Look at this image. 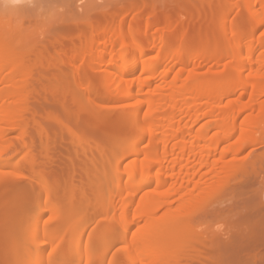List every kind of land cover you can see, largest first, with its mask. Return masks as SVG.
<instances>
[{"label":"bare ground","instance_id":"bare-ground-1","mask_svg":"<svg viewBox=\"0 0 264 264\" xmlns=\"http://www.w3.org/2000/svg\"><path fill=\"white\" fill-rule=\"evenodd\" d=\"M185 1L88 0L81 2V5H79V1H75L76 10L71 9V0L55 2L61 4H56L58 7L67 6L68 11L66 12L64 9L65 12L63 11V15H60L61 21L58 19L60 27L55 26L58 21L51 24V26L55 24L53 30L60 29L56 32L52 31L54 35L50 32L52 40L54 37L64 39L59 36V32L62 29L65 30L63 34L66 36L68 34L66 42L72 50H75L76 43L85 45L83 46L85 50L82 52L78 50L80 53L76 52L79 53L78 55L74 51V58L75 55L79 56L84 60V63L90 66L91 64L93 66L94 63L103 65L101 81H108L110 88L112 87L113 91L116 89V93H121L120 89L126 90L125 96L123 97V93H121L118 100L126 102L128 101L126 99H130V101L135 99L133 103L125 104L123 105L125 107L122 106V108L131 106L133 109L131 114L134 113L137 116L135 118L136 125L132 128L127 126V114L124 113L121 116V121L113 127L114 130H111L112 133L109 134V137L113 134L111 141L115 149L112 148V150H116L115 152L120 153V156L118 159L115 158L117 160V162L115 160L117 179L108 182L114 185L113 197L107 201L102 196L107 191L109 184H102L101 176L105 172L107 173L108 169L106 170V168L112 165L108 163L109 166H107L106 160L104 161L107 152L110 153L109 148L103 146L105 142L99 147L97 153L91 151L92 154L89 153L87 159L83 160L80 156L81 162L78 159V153V155L76 152L74 155L71 153L70 155L73 157L71 156V159L69 155L71 162L68 164L69 168L66 167L68 169L66 174L64 164L63 166L60 164L64 167L62 171L56 167L57 174L54 173L55 171L51 172L56 164L60 167L59 163L65 160L64 154L61 155L62 152L58 153L60 159L58 157L56 162H52L56 160L52 156V163L49 159L45 163L43 160L41 162L33 150H30L29 146L33 145L34 135L30 131L33 135L32 140L27 136L30 130L27 124L29 122H25L26 118H21L20 114L29 107H23V104L31 97L25 94L29 82H24L26 80L21 79V67L25 62L28 64L30 62V78L32 76L30 72L33 69L36 70L37 66L40 67L39 65L45 66L50 63L51 57L43 51L44 54H48H43V56H49V62L46 63L47 59L41 57V53L40 55L36 54L40 48L39 50L34 49L35 44L31 47L27 40L26 43L25 39L20 40L19 36L21 38V35L18 36L12 30H5L4 24L0 22V85H4L1 86L2 89L0 88V169L8 166L2 162L7 149H11L10 145L5 144V136L7 138L6 134L9 133L7 130L12 132L20 129V133L25 130V135H23L26 138L21 136V139H23V146L26 149L30 148L27 152L28 156L25 155L27 159L24 158V161L27 160V167L31 172L27 173L26 170L23 174L21 170L22 173L12 174L18 181L28 180L26 181L30 184L28 190L31 188L32 195L28 194L27 196V186L24 190L22 187L19 188V185L18 190L14 193L20 199H17L16 203L12 202L14 204L12 205L15 206L13 213L8 216V219H6L8 214H3V218H1L0 213V219H2V223L0 221V236L11 249V252L9 250L8 252L14 258L12 264H67V255L63 247L65 243L63 241L66 240L67 234L81 238L89 224L100 215L101 218L105 217L103 220L105 223H102L103 228H101L102 226L97 227L100 231L94 238L89 235L92 238L87 239L88 243L83 250L76 251L71 260L73 264L82 259H86V264H103L109 249L117 245L121 250L123 249L122 256H115L116 258L112 263L110 262L111 264H264V190L258 189H264V187L257 186L259 183L264 186V173L261 170L256 171L257 167L254 168V166L251 170H246L248 166L246 165V167L236 158L248 145L256 142L257 139L255 140L251 134L253 129L255 130L254 134L257 132L254 126L264 125V36L257 38L259 30L264 29V0H239L242 2L236 0L239 9L247 10L255 22L252 31L249 30L250 33L242 29V23L238 17L233 19L236 21H232L230 26L227 24L225 15L227 17L229 11L231 13L230 5L233 7L235 0H227L229 1L226 3L227 6L224 2L223 6L226 7L224 6L218 14L217 26L223 31V41L229 43H227L228 48L231 49H228L229 52H225L227 49L221 50L219 42L213 43L211 47L209 44L208 48L204 47L205 49L201 50H192L193 48L187 45L188 40L191 39L190 27L196 24L197 27H193V29L200 31L206 13L214 12L213 7L216 11L222 4L220 0H197V2L189 3H185ZM74 7L73 9H75ZM194 15L199 16L197 21H194ZM177 27H180L181 32L174 36L173 32ZM228 30L231 32L230 36L227 33ZM51 36L47 39L51 40ZM175 40L181 44L174 45ZM53 42L56 43L55 39ZM53 45L50 46L53 47ZM80 46L77 45V48ZM49 47L41 49L45 50ZM149 52L155 53H152L154 57L152 56L153 58L151 57L150 60L147 57ZM64 54L60 55V58L64 57L61 58V61L65 59V56L67 58V55ZM79 57L75 59L80 60ZM228 59L230 60L227 63ZM42 61L46 64L43 65ZM73 61L75 62V60ZM50 64L44 69L50 68ZM211 66L226 68L217 72L220 67L216 69ZM112 67L125 68V71L121 72L120 79L123 80L121 83H126V85L120 84L119 79L116 82L119 76L109 71ZM205 67L216 69V73L210 70L207 75H202L200 70ZM136 72L140 73L136 79H133ZM78 73L81 74V72ZM79 77L80 75L78 78L76 77L77 80ZM65 79L61 81L64 82ZM156 80L157 82L160 80L159 84L161 83L157 85V88L161 87L160 89H165V91L168 89V92L164 94L160 90L155 94L156 96L153 95L154 92H150V95L145 94L146 88L152 90L155 88L154 81ZM65 82L62 83L63 89L69 87V84ZM79 85L82 86L80 79ZM4 87L10 88V90H6ZM84 87L86 89L87 86ZM88 87L87 90L92 91L93 94L97 91L96 96L100 93L96 84L89 82ZM70 97L73 101L72 96ZM73 98L78 99L76 96ZM102 100L103 98L101 102H103ZM95 102H98L97 99ZM85 104L83 106H88L87 108L91 106ZM66 105V109L72 111L71 107ZM77 105L82 107L81 103ZM21 107L24 110L22 109L19 113ZM144 108L147 109H145L147 112L145 111L144 117H140L141 114L138 113L142 112ZM82 109H79L80 112ZM252 110L254 113L257 111V114L251 113L254 114V117L252 115L251 118L248 114ZM65 111L63 109V116L67 112ZM98 112L95 114L97 115ZM246 112L247 118L245 117ZM129 114L128 116H130ZM92 115L97 118L101 117V114L99 117ZM103 117H106L105 114ZM180 117H186L184 124V118L180 120L178 119ZM56 120L59 119H54L55 124L53 125L50 123L52 129L63 124V122L60 125L57 124L59 122L56 123ZM62 120L66 121L64 118ZM35 122L31 125H34ZM51 122L53 123V121ZM46 125L48 126V124ZM199 125L201 126L199 127ZM32 127L34 128V126ZM39 127L42 128V126ZM51 127H49V131L52 130ZM63 129L62 133H72L70 129ZM43 132L46 133L47 130H43ZM65 133L63 136H66ZM73 133L75 132L73 131ZM50 134L47 136L50 137ZM59 135L60 133L57 137ZM28 138L29 142L26 141ZM53 138L52 140H54ZM35 140L34 143H36ZM171 140H175L176 143L172 144L169 150L167 144ZM143 142H147V145H142V148L140 145ZM17 143V147L20 146V141ZM107 143L105 144L107 145ZM52 144V148L58 144L56 138ZM49 145L50 143L48 148ZM69 145L68 148L66 147L67 151L70 150ZM129 146L131 149L128 150ZM17 147H15L16 152L19 150ZM43 148L48 149L47 147ZM54 149L56 148L54 147ZM21 150L20 148V152ZM115 152L114 154H117ZM96 156L97 158L100 156L99 159L103 158V161L106 162L102 164L103 168L97 174L92 171L91 166L88 168L90 163H94ZM127 157H133V161L130 164L128 162L127 166L122 165L123 168L121 161L123 163ZM227 157L229 159H226ZM82 160L83 163L86 161L84 165ZM47 163H50V169ZM132 170H139V172L131 173L124 181L119 179L122 174ZM261 173H263V181H258L261 178ZM61 188H65L67 191H63L66 198L62 197L64 194ZM13 191L15 190L13 189ZM24 193H26V197L23 195ZM12 196L11 198H13ZM73 199L77 201L75 202L77 211L88 212L89 219L87 218L85 222L72 227L69 222L73 214H70L71 211L68 212V210L74 203ZM111 211L115 213L114 216V213H109ZM13 214H16V219ZM109 214L113 219H118V221L114 219L113 222L119 223L123 230H116L118 233L115 236L117 237L113 236L114 231L109 224L112 220L106 219ZM11 215L15 220H11ZM41 218H47L43 223L42 230L37 226L38 220ZM30 223L33 226L35 224L42 231V237H39V230L36 228L35 231L33 230L32 237L27 240ZM118 226L116 229H120ZM134 228L135 231H133ZM22 232H26V234L23 236ZM34 241L40 242L41 247H49L51 250L49 258H42L40 263H37L34 257L31 260V254L27 253ZM41 247L40 250L43 251L44 248ZM6 248L3 246L1 251ZM27 256L29 257L27 258ZM130 257V263L126 262Z\"/></svg>","mask_w":264,"mask_h":264},{"label":"rangeland","instance_id":"rangeland-1","mask_svg":"<svg viewBox=\"0 0 264 264\" xmlns=\"http://www.w3.org/2000/svg\"><path fill=\"white\" fill-rule=\"evenodd\" d=\"M56 1H59V0H56ZM56 1L55 0H52V2H51V0H0V22H2L4 24V29L7 30V31H11L12 30V31H14V33L18 34V36L21 35L22 36L21 37L22 39L20 38V36H19V39L20 40L25 39V41H24L25 43H26V40H27V43L30 42V43H28V45L30 44L31 47H32V45L35 44L34 46H36V47L35 48L33 47L34 49L39 50V48H40V50L38 52L39 54L38 53H36V54L37 55H40V53H41V57H42L43 54H44V52H47L50 55V57H51L50 60L52 61V64H50L51 63V61H50V63H48L47 65H45L47 62H49L48 61V57L49 56L48 57L47 56H43V57H45L47 59V61L44 60L46 63H44V61H42L44 63V64L43 63L42 64L45 65V66L39 65L41 68L37 66L36 67V70L33 69L34 71L32 70L31 72L32 73L34 72V73L32 74L30 72V75H32V76H30V78H29V69H30L29 65H30V62H29V64L25 62L23 64V66L21 67L22 68L21 79L22 80L25 79L26 81H24V82H27V81L29 82V86H28L25 94H26V96H30L31 99H28L30 102L29 101H26L25 104H27V106H25V104H23L24 106L22 105L23 107H28V106L29 107L26 108V110H24V108L21 107L19 113L22 111V109L24 110L23 111L24 114L22 112L20 114L21 115V118L24 117V119L26 118L24 121L25 122H29V123H27L29 125V127H30L29 133H30V131L33 132L34 139H33V145L31 144L29 146V147H31V149L29 147L26 149L23 146V139H21V136H22V138H26V136H24L25 135L24 134L25 133V130H24V132L22 130L21 133H20V129L19 130L17 129V131L14 129L15 131H12V132L10 130H7V132H9V133L6 134L7 135V138L5 136V144L10 145L11 146L10 148L12 150L11 149H7V151L3 155L2 162H5L6 164H8V166L6 168H1L0 169V211H1L0 213H1V216L3 214L4 215H7L8 214L6 216L7 217L6 219H8V216H10V214L13 213V210H14V207H15V206H13L14 205L13 203H16L15 201L17 199H20V198L16 197L17 195L14 193V192H16V190H18V186L20 185L19 188L22 187L24 190H26V186H27V190H28V187H30V184H28L29 182H26L28 180H20V181H18L16 179V177L13 176V174H18V172H21L22 173V171H23V174H24V172L26 170H27V173H28V171L31 172V170L29 169V167H27V165H28L27 160L24 161L25 160L24 158H26L25 155L28 156V153L27 152H28L29 149L30 150H33L35 152V154L38 156V158L41 159V162H42V160L44 162L45 161L47 162V159H49L50 163L56 162L58 157H59L58 159H60V156H58L59 155L58 153H61L62 152L61 155L64 154V157H65V160H63V161H66V162L64 163L61 160L62 163H59V165L62 164V166H63V164H64V167H65L66 170L61 165H60V167H61L60 168L58 166V164H56V163H55L56 166H54V168H53V165H54V163H53V165L51 164L52 165L51 167L54 170L51 168L52 169L51 172L52 171H55L54 173H56V169H58V170L61 169V171L64 169V171H66L65 172V174H66L67 173V170H68L66 167L69 168V165L68 164H69V162H71V160H69V155L71 153H72V155H74L75 152H76V154L78 153L79 154V155L77 154L78 155V159L81 162L80 156H81V158L83 160H85L89 156V153L90 154H92L94 152L97 153L99 147L101 145H103L104 142L105 143L108 142L107 145L105 143L103 145V146H107V148H109L108 151H110V153L107 152V154H109V155L106 154V156L104 158V161L106 160L107 163L103 161V158H102V160H101V158L99 159L100 156L97 158V156H98L97 155L96 157H94V163H90L89 166H88V168L91 166L92 167L91 169H93L92 171L95 174H97L99 172V170H101L103 168V165L102 164H104V163H106V165L108 163L109 164L111 163V165L114 166V167L111 166L109 168L107 167L106 168V170L108 169L107 170V173L105 172V174L103 176H101V183L104 184V185L105 184L106 185L109 184L107 191L104 193V196H102V197H104L106 199V201L108 199L112 198L113 197V187H114V185L112 183H108V182L111 181V180L117 179L116 178L117 169H116L115 160L118 159V157L120 156V153L115 152L116 150H114L115 148H114V146L112 144V141H111V140H113L112 139L113 134L110 137H109V134L112 133V131L114 130L113 127L117 123H119V121H121L120 120L122 118L121 116H122V114L124 115V113L127 114L126 121L127 120L128 121H127L126 125L129 126V127H131V128L136 125V122H135L136 119L135 118L137 116L134 113L133 114L135 116L133 114H131L132 113V110H133L131 108V106H129L130 108L129 107L128 108H122V106L125 105V104L126 105H129V104L133 103L135 99H132L133 101H130V99H126V100H128L126 102L125 101L122 102V101L118 100L119 99V95H122L121 93H123V95H122L123 97L125 96L124 95L125 94L124 92L126 90L120 89L121 93H116V89H115V91H113V88L112 87H111L112 89L110 88V86L108 84V81H106V82L101 81V78H103L102 77L103 76V73L101 72L103 65H99L97 63H94L93 66H92V64L90 66V65H87V63H84V60H82L79 56L78 57L80 58L81 61L78 60V59H75V58H78L76 55H75V58H74V54L76 52H79L80 53V51L82 52V50H85V47H83L85 45H83V43L82 44L81 43H76L75 44V48L73 47L75 50H72V48L70 47V45H68L67 42H66L67 41V38H68V34L65 33V34H67V36L64 35L63 33H64L65 30L62 29L63 31L61 30V32H59V36H62L64 39H62V38L60 39L59 38L60 39L59 40L58 38H55L54 37V39H55V41L57 43V44L56 43L54 44V42H53L54 39L52 40V36H51L50 32L51 33H52V31H55L56 32L57 30L59 31L60 29H57V30L54 29L53 30L52 28L54 27L55 24H53L52 26H51V24L52 23H56L58 21V19L60 18V15L64 11V9H65L66 12L68 11V7L67 6H64V8L62 6H59L58 7L57 5L59 3L58 4L55 3ZM75 1L76 2L79 1L80 2L79 5H81V2L83 3V2L88 1V0H75ZM75 1H72L71 0V3L72 4L70 6H71V9L72 10H76V8L74 7V6H76V5H74V2ZM186 1H185V3L197 2V0H186ZM229 1H227V0H220V2H221L222 5L219 6L216 9V11H215V7H213L214 8L213 9L214 12H212V11L209 12L208 11L206 13L205 18L203 20V27H202V29L200 31H198V30L195 29L197 27L196 24H195V26H191L190 27V30H191L190 32H192L193 34L191 33V37H190L191 39L189 38L190 40H188L187 45L188 46L190 45V47L193 48L192 50H199V49L201 50L204 47L205 48H208V45L209 44H210V47H211V45H213V43H215V42H219V45L221 47L220 48L221 50L227 49V50H225V52L226 51L229 52L228 49L231 50L227 46L229 44L228 41H223V39H224L223 38L224 37L223 31H221L220 29H218V26H217L218 25V23H217L218 22V14L220 13V11H222V9L226 5V3L229 2ZM237 1H239V0H237ZM182 2H184V0H182ZM224 2H225V5L223 6ZM239 2H242V1H239ZM239 2H237V3H239ZM234 3L236 5V0H235ZM75 4H77V3H75ZM59 5H61V4H59ZM235 5L233 7L230 5V7H231L230 8L231 13L229 11V13L227 14V17L225 15V18H227L226 19L227 24L230 26V24H232L231 22L233 21V19H237V17H238V20L242 23V25H241L242 29H244V31H246V32H248L249 30L252 31V28H253L254 23H255L254 20H253V18H252V16L249 14V12L247 10L244 9L245 11L244 10L242 11L241 8L239 9V5L238 4L236 6ZM240 5H241V3H240ZM73 7L75 9H73ZM234 7H237V8L234 9ZM232 9H234V10H232ZM228 15H230V16L228 17ZM193 19H195L194 21H197L199 19V16L194 15ZM59 20L61 21V19H59ZM234 21H236V20H234ZM59 25H60V22L58 21V24H56L55 26H59ZM49 27H51L50 30H49ZM193 27H195V28L193 29ZM191 28L193 29L194 32L192 31ZM18 30H20V31L18 32ZM48 30H49V33H48ZM180 30H181L180 27H177V29L173 32V35L174 36L179 35V32H181ZM259 31L260 32L257 33L258 34L257 35V38H259V37L262 38L264 36V29L261 28ZM196 32H197V34H196ZM227 33L230 36V33H231L230 30H228ZM227 33H226V35H227ZM249 33H250V31H249ZM48 34H50V35H48ZM57 34H58V32H57ZM50 36H51V40H49L50 38L47 39ZM55 36L57 37L58 35H55ZM27 38H29V39H27ZM217 39H219V40H217ZM48 41H50L49 42V45L47 44ZM57 41H59V42H57ZM51 42H53L54 45L51 44ZM58 43H59V45H58ZM45 44H47L46 45L47 47H49L50 45H53V47L50 46L49 49L48 48H45V50H42L41 48L44 49V47H46ZM80 44H81V46H80ZM179 44H181V43L178 42L177 40L174 41V45L179 46ZM67 45H68V47H67ZM77 45H79L80 48H77ZM37 50H35V51L37 52ZM78 50H80V51H78ZM74 51H75V53H74ZM47 53H45L44 55H48ZM62 53L63 54L65 53L64 55H67V58L65 56V59L63 61H61V60L64 57L63 58L61 57L62 59L60 58V55ZM152 53H154V52H149V55L147 56V57H149L148 60H150V59H152L154 57ZM59 58H60L61 63H59L60 62L59 61ZM40 60L38 61L39 64L41 63ZM73 60H75V62ZM229 60L230 59L227 60V63L229 62ZM49 64L51 65V67L50 68L47 67L48 69H46V68L44 69V67L49 66ZM211 67H210V69L207 68V67H205V69L204 68L201 69L202 71L200 70V73L202 75H207L208 72H210V70H212V68H216L217 69L218 66H215V67H212V68ZM225 68L226 67H224V68H221L220 67L219 69H217V72H219V70H221V69H224L225 70ZM216 69H213L211 72L214 73L216 71ZM109 71L110 72H113L117 76H119L117 78L116 82H118L120 80L119 81L120 84H125L126 85V83H121V81H123V80L120 79L121 72L122 71L123 72L125 71V68L124 67H120V68H118V67H112V68L109 69ZM78 72H81V74H83V76H81V74H79ZM139 73L140 72H136L133 79H136ZM231 73H232V71H231ZM78 75H80L79 79L81 80V85L82 86H80V85L78 86V81H79V79L77 80ZM245 76H247V74H245ZM64 79L66 81V82L65 81L64 82L66 84H69V87L68 88H65V89H63L64 86L62 84V83H64V82H62ZM67 79H68V81H67ZM86 80H87L88 83L90 82L92 84H96L99 87V92L101 93L102 96L101 95L99 96L100 93H98V95L96 96V94H97V91L96 90H95L96 93H94V94L92 93V91L87 90V89H89V87H88V83L86 82ZM157 80L154 81V83H155L154 84V87L155 88L153 90L151 88H146V91H144L145 94H149L150 92H152V93L154 92L153 95L156 96L155 94H157L158 92H160V90H161L160 88L161 87L160 88H157V85H160L161 83L159 84L160 80L158 82H157ZM60 81H61V83L59 84ZM82 82H83V84H82ZM76 83H77V85H76ZM84 83H87V85H84ZM1 86H4V85H0V88L2 89ZM84 86H87L86 89H85ZM6 87H4V88H6ZM60 87L62 88V90H61ZM4 88H3V90H5ZM6 90H10V88H6ZM64 90H66L67 93ZM154 90H156V91H154ZM166 90L167 91H165V89L161 90V93L166 94L165 92H168V89H166ZM95 91H93V92H95ZM64 92H65V94H64ZM114 93H116L118 95H116ZM66 94L68 96V99H67V96H65ZM54 95H56V96L54 97ZM70 96H72V100L73 101H71V97ZM73 96H76L78 99L75 100V98H73ZM30 97H27V98H30ZM102 98H103V100H102L103 102H101V99ZM96 99H97L98 102H95ZM83 100L84 101L85 100L87 101V102L85 101L86 104H85V102ZM66 102H68V103H66ZM75 102L77 104L78 103H81L82 104V107H85V106H83V104H85L86 106L87 105H91V106H89V108H87L88 107L87 106V107H85V108L82 109V107H80V105L78 107V105ZM64 103H65V105L67 104L66 106L69 105L68 107H71V110L72 111L66 109L67 107H65ZM95 103H97V104H95ZM123 107H125V106H123ZM63 109H65L68 112L67 113L65 111L67 113V115L65 113V115L63 116ZM79 109H82V111L80 112ZM145 109L146 108L142 109V112L140 111L138 113V114H141L140 117H142V116L144 117L145 113L147 112L146 111L147 109L146 110ZM78 110H79V112H78ZM93 110L96 111V112H94ZM98 111L99 112L101 111V112L99 113ZM92 112H94V113H92ZM97 112H98V114H97L98 117H99V114H101V117H103L104 114H105L106 117L97 118V117H95V116L92 115V114L96 115L95 113H97ZM127 112H129L130 114L127 113ZM247 112L245 113V117L246 118H247ZM75 113H76V115L77 114H80V113L81 114L79 116L78 115L76 116ZM251 113H254V111L252 110L250 112V114ZM128 114L130 116H128ZM250 114H248L249 117L252 118V115L254 117V114H251V116H250ZM61 115L63 116L64 119H66V121L65 120H62L61 121V119H63V118H61L62 117ZM53 116H54V119H59V120H56V123L59 122L57 124L60 125V123L63 122V124H61L60 127H58L57 125H55V126H57V128H54L53 127L54 129H56L55 130V133H54V129H52V127H51V124L52 125L55 124L54 119H52ZM48 117H49V119H48ZM77 117H79V118H77ZM50 118H51V120H50ZM123 118H124V116H123ZM183 118L184 117H180L178 119L183 120ZM251 118H250V120H251ZM34 120L36 122L38 121L39 122V125H38V122H37V125H36V122ZM185 120H186V117L183 120V124H184ZM51 121H53V123ZM33 122H35L34 125H31V124H33ZM252 122H254V121H252ZM43 123H44V125H43ZM46 124H48V126ZM181 124H182V121H181ZM255 124H258V123H255ZM32 126H34V128ZM35 126H38V127H35ZM39 126H42L43 129L41 127H39ZM200 126L201 125H199V127ZM49 127H51V129H52L51 131H49ZM62 127L65 128V129L67 128V129L72 130V133L68 132L66 134L65 132H63L66 135V136H63L64 134L62 133L61 130H64V129ZM31 128H32V130H31ZM254 128L256 129V131L258 133L260 131L259 134L257 132L254 134V132H255L254 129L252 130L253 133L251 131V134H253V137L255 138V140L257 139L256 142L252 143V145H248V147H246V149L244 150L245 152L243 151L242 154L239 155V156H237L236 158H237L238 161H241V163H244L245 166L247 165L249 167L248 168L246 166L247 167L246 170L248 169V171H249V169L251 170V168H253V166H254V168L255 167L258 168V169L255 168L256 171H258V170L260 171L261 170V172L263 171V173H264V133H263L264 132V130H263L264 129V125H261V124L255 125ZM27 129H29V128H27ZM195 129L197 130L198 129V126L195 127ZM43 130L44 131L47 130L48 133L46 132L47 133L46 134L45 132H43ZM73 131L75 133H73ZM27 132L28 131L26 130V134H27ZM42 132L44 133V135H43ZM50 132H51V134H50ZM52 132H53V134H52ZM58 132L60 133L59 137H57L58 134H59ZM29 133H28L27 136L29 138H31V140H32V138H33L32 136L33 135L31 133H30L31 134L30 135ZM45 134H46V136H45ZM49 134H50V137L47 136ZM55 134H57V135H55ZM61 136H63L62 139H61ZM67 136H68V138H67ZM35 137H36V140H35ZM48 137L51 140H49ZM52 137H54L53 138L54 140L56 138V141L58 143L56 145L59 146V148H57L56 145H54V147L56 149H54V147L52 148V145H53L52 143H54V140H52ZM64 137H65V140H64ZM85 137L87 139H84ZM29 138L26 139V141H28ZM108 138H110V139H108ZM31 140H30V142H31ZM34 140H35L36 143H34ZM81 140H83V141H81ZM19 141L22 144V146L19 143L20 146L18 145V147H17V144H18L17 142H19ZM66 141H67V143H66ZM28 142H27V144L29 145ZM63 142H65V143H63ZM49 143H50L49 146L51 148L50 147L48 148V144ZM174 143H176V141L175 140H171L167 144L168 149ZM27 144H26V146H27ZM68 144H70L69 145V149H70L69 151H67ZM142 145L143 146H146L147 145V142L141 143L140 146L143 148ZM12 147H14V148H12ZM15 147H17L19 149V150L17 149L18 152H20V148L22 150L24 148V151L22 152V150H21L22 153L20 152V154H18V152H16ZM43 147H47L48 148L47 149L48 151L46 149H44ZM60 148H62V149H60ZM72 148H73V150H72ZM76 148H77L78 151L76 150ZM112 148H114L113 149L114 151L112 150ZM129 149H131L130 146L128 147V150ZM80 151H81V153H80ZM91 151H92V153H91ZM111 152H113V153H111ZM114 152L117 153V154H114ZM22 154H24V155L22 156ZM72 155H70V158H71ZM39 156H41V157H39ZM52 156L56 160L51 162ZM106 157H109V158H106ZM217 157H219V156H217ZM131 158H132V160H131ZM131 158H129V157L125 158V160H124L123 163L121 161V167L127 166L128 165V162L130 164L133 161V157H131ZM231 158L232 157H230V159ZM40 159H39V161H40ZM61 159H62V156H61ZM226 159H229V158L227 157ZM83 160H82V164L84 165L86 161H84V163H83ZM98 160H99V162H98ZM226 161H228V160H226ZM77 162H78V160H77ZM80 162L78 163V165L80 164ZM116 162H117V160H116ZM50 163L49 164L47 163L48 164V167L50 166ZM10 164H14V165H10ZM250 165H251V167H250ZM40 166H42V165H40ZM82 166H80V167H82ZM107 166H109V165H107ZM49 169H50V167H49ZM91 169H89V170H91ZM253 171H252V173H253ZM133 172L134 173H138L139 170H132V171H129L127 173H124V174H122L119 177V179L121 181H124L125 178L127 176H129ZM27 173H25V174H27ZM250 173H251V171H250ZM263 173H261V178L258 179V181L259 180L260 181H263L264 180V179L262 180V174ZM61 175H63V174H61ZM256 175H257V173H256ZM256 175H255V177H257ZM59 178H60V176H59ZM15 181H16V183H15ZM255 181H256V179H255ZM257 184H258V182H257ZM257 186L264 187L263 185H260V183ZM13 189L15 191H13ZM63 189H62V192L63 191L64 192H67V191H65V188H63ZM258 189L264 190L263 188H258ZM24 192H27V191H24ZM30 192H31V188H29V190L27 192V196H28V194L29 195H32V193H30ZM62 192H61V194H62ZM64 192H63L64 195L63 196L61 195L62 197H65V193ZM25 194L26 193H24L23 195L26 197ZM11 195H13L12 196L13 198H11ZM23 195H21V197ZM7 196H8V198H6ZM101 199H103V198H101ZM72 201L74 203L73 204L71 203L72 205H71L70 209L68 210V212L71 211L70 214H73L72 217L70 218L71 220L69 222L70 223V226L72 225V227H73V226H76V225H78V224H80L82 222H85L87 220V218L89 217V214H88V212H84V211L80 212L81 210H78L77 211L78 208H77V205L75 204V202H77V201H76V199H75V201H74V199ZM67 207H69V206H67ZM109 213L111 214V213H114V212L111 211ZM110 214L106 216V219L107 220H112V222L109 223V224L112 227V230L114 231V233H113L114 235L113 236H115L118 233V232L116 233V230L119 231V230H122V229L120 228L121 225H119V223L116 224V222H115V221H118V219L116 220V218H114L115 221L113 222L114 219L112 218V215H110ZM15 215L13 214V217L16 219V216ZM114 215H115V213L113 214V216ZM11 217H12V215H11ZM13 217L11 219L12 221L14 219ZM1 218H3V216ZM96 218L89 224V226L87 228V231L85 232V234L81 238H75V237H73V235H68V234H67V238L65 237L66 240L64 239V241H63V243L65 242L63 247L65 248L64 251H65V253L67 255V262H68L67 264H73L71 260H72V258H74V255H75L76 251L78 252L80 249L83 250L85 248L86 244L88 243L87 242L88 241L87 239L88 238L89 239L92 238L90 236H93V238H94L95 235L100 231L99 228H100V226H102V223H103V220H105V217L102 216V218H101V215H100V217H98L97 219ZM45 220H47V218H44V219L41 218V219L38 220L39 222H38V225L37 226H39L40 229L43 227V223L45 222ZM0 221L2 223V219H0ZM117 226L120 229H116ZM97 227H99V228H97ZM36 228H37V230H39L38 231L39 233L37 232L38 235H39V237H42L41 236L42 235V231H40V229L38 227H36L35 224L33 226V224L30 223V226L28 227V231H27L28 232L27 233V240L32 237L33 230L35 231ZM101 228H103V226ZM135 230L136 229L134 228L133 231H135ZM25 234H26V232H22V235L23 236ZM119 234H121V233L119 232ZM115 237H117V236H115ZM22 240H24L23 237H22ZM0 243H1L0 244V258H1L0 260H2V261H0V263L1 264H12L14 262V260H13L14 258L12 256V254L9 253V252H11V249L9 248V245H7L4 242V240L2 239L1 236H0ZM29 245H31V244H29ZM3 246L5 248L7 247L8 249L6 248V249H4V251H1V249H3ZM40 247H41L40 242L34 241L33 246H30V249H28L30 251H27L28 254H31L30 255V257H31L30 259L32 260V257L36 258L37 263H40V261L42 260V258H49L50 253H51V250H50L49 247H45V248L44 247H41V248H44L43 251L40 250ZM8 250H9V252H8ZM122 250H121L120 246H118V245L112 247L111 249H109V252L107 253L106 259L103 260V264H104V262H106V264H111L113 262V259L116 258L115 256H118V257L119 256H122ZM28 257L29 256H27V258ZM130 261H131V257L130 258H127V261L126 262H129L130 263ZM76 264H86V259H82V260H80V262H78Z\"/></svg>","mask_w":264,"mask_h":264},{"label":"snow or ice","instance_id":"snow-or-ice-1","mask_svg":"<svg viewBox=\"0 0 264 264\" xmlns=\"http://www.w3.org/2000/svg\"><path fill=\"white\" fill-rule=\"evenodd\" d=\"M104 264H106V262H104Z\"/></svg>","mask_w":264,"mask_h":264}]
</instances>
